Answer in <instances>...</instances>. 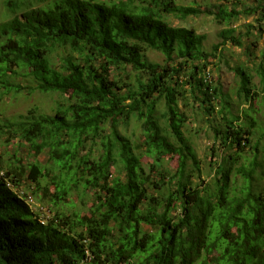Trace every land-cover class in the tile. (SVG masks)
I'll return each instance as SVG.
<instances>
[{
	"label": "trees",
	"instance_id": "16d2710c",
	"mask_svg": "<svg viewBox=\"0 0 264 264\" xmlns=\"http://www.w3.org/2000/svg\"><path fill=\"white\" fill-rule=\"evenodd\" d=\"M25 1H6L14 15L0 31V87L65 99L52 114L33 107L0 124V139L25 151L0 154V264H264L255 159L236 169L242 186L230 187L236 157L257 150L255 121L235 124L239 117L227 106L220 112L232 118L222 127L206 121L212 159L219 137L237 151L210 162L213 189L201 187L184 127L196 110L212 116L222 93L209 81L213 54L202 49L204 36L168 20L213 16L226 27L215 52L241 46L232 28L239 16L256 15L264 39V0L243 12L237 0H226L216 13L175 0H35L43 5L17 15L31 5ZM149 51L164 64L148 61ZM245 54L252 56L249 47ZM235 73L236 95L249 102L253 76L244 67ZM256 74L264 90V68ZM131 122L140 128L135 142L121 132ZM41 155L44 165L36 161ZM73 193L82 203L88 198L84 215L71 212Z\"/></svg>",
	"mask_w": 264,
	"mask_h": 264
},
{
	"label": "rangeland",
	"instance_id": "374dc122",
	"mask_svg": "<svg viewBox=\"0 0 264 264\" xmlns=\"http://www.w3.org/2000/svg\"><path fill=\"white\" fill-rule=\"evenodd\" d=\"M7 0H0V31L4 24L8 21L14 14L10 15L9 9L6 6ZM108 1V0H107ZM180 6H195L200 7L201 10L211 11L213 13L217 12V8L221 5H225L226 0H175ZM237 8L243 12L246 9H250L256 5L257 0H237ZM26 3L31 5L24 6L17 15H21L28 6V10L36 9L43 5V3L36 2L35 0H26ZM230 2L233 3L232 0ZM228 5V4H226ZM229 7H232L231 5ZM256 15L254 16H239V18L234 22L232 28L235 30V35L241 42V46H232L227 43L220 46L217 51L213 52L212 47L222 42L220 38V32L226 29L224 25L217 24L213 16L201 15L199 17H189L185 20H180L174 17H169L168 20L173 27H182L194 30L198 35L204 36L202 42V49L205 52L213 54L206 61L209 71V81L213 85H218L221 88V96L213 101L215 108V113L210 117H204L198 113L196 110L195 115L190 113V121L184 127V135L187 140L193 146L197 159L200 162L202 168L201 176V187L208 185L210 189H213L214 181V170L209 166L210 162L213 160H220L223 156L228 154H234L237 150L227 149L221 144V140L216 141V157L212 159L210 157L209 149L213 146L214 133L210 130L209 122L211 120L212 126L222 127L224 125V118L231 119V115L228 111H223L222 106H227L233 117H239V121L235 124L246 123L251 117L255 122L254 127L251 132L253 133L252 144L257 143V150L250 151L246 149L243 153L236 157L232 172L230 175V187L239 189L242 184V175H237L236 169L244 165L247 169L250 168V164L253 159H255L254 173L251 177V184L253 190L264 194V90L260 85V78L256 74L257 68L261 66L264 68V39L260 34H258V26L254 23ZM256 24V25H255ZM250 25H254L249 28ZM249 28V29H248ZM252 51V56L247 57L245 51L247 48ZM146 58L150 62L164 64V57L155 51H149L146 54ZM238 67L247 68L252 74V85L255 87L253 89L254 96L249 102H245L244 98H238L236 95V90L239 87V77L235 73V69ZM16 82H22L19 78L15 79ZM24 86L26 83H22ZM64 96L54 93V94H41L36 91H29L28 89H23L19 93L4 92L0 87V124H3L7 120H12L19 115H25L26 112L36 107L39 112L52 114V109L61 100L63 101ZM197 108V106L195 107ZM194 108V109H195ZM249 114L245 118L244 113ZM249 111V112H247ZM121 132L130 139L131 142H135L140 139V128L135 122H131L127 127L121 128ZM23 146H16V144H5L3 139H0V154L4 158L16 154L18 157H25V151ZM22 149V150H21ZM96 149V148H95ZM8 150L7 155L5 151ZM32 159V158H30ZM36 161L41 165H44L46 158L44 156H39ZM145 162H150L149 159L144 158ZM171 167H176L175 160H167ZM110 172L114 175L113 167ZM28 191V190H27ZM35 201L37 200L36 197ZM71 201L74 202L75 208L71 211L69 208L63 207L65 211H78L82 215L85 214L84 204L88 201V198H84V202L80 201L77 194L73 193L71 195ZM36 203V202H35ZM38 203V202H37ZM38 206V204H37ZM87 205L86 207H88Z\"/></svg>",
	"mask_w": 264,
	"mask_h": 264
},
{
	"label": "built area",
	"instance_id": "2783aa9c",
	"mask_svg": "<svg viewBox=\"0 0 264 264\" xmlns=\"http://www.w3.org/2000/svg\"><path fill=\"white\" fill-rule=\"evenodd\" d=\"M32 200H29V202L31 203Z\"/></svg>",
	"mask_w": 264,
	"mask_h": 264
}]
</instances>
